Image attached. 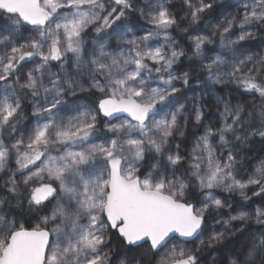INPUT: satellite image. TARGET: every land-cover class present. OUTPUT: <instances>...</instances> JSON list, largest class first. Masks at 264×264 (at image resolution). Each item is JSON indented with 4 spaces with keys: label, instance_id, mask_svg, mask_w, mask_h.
<instances>
[{
    "label": "snow or ice",
    "instance_id": "1",
    "mask_svg": "<svg viewBox=\"0 0 264 264\" xmlns=\"http://www.w3.org/2000/svg\"><path fill=\"white\" fill-rule=\"evenodd\" d=\"M0 13V264H264V0Z\"/></svg>",
    "mask_w": 264,
    "mask_h": 264
},
{
    "label": "trees",
    "instance_id": "2",
    "mask_svg": "<svg viewBox=\"0 0 264 264\" xmlns=\"http://www.w3.org/2000/svg\"><path fill=\"white\" fill-rule=\"evenodd\" d=\"M137 2L140 3L141 0H137ZM229 2L232 5H238L239 0H230ZM5 21H6V17H4L3 13H0V24H4ZM184 27H187L188 29L187 32L192 30V27L188 28L187 25H182V28ZM187 32L176 31L173 33V38L178 39V41H180L183 44V47L185 48L190 46V42L188 40L189 33L187 34ZM252 43H253V47L258 46V49H261L262 46L264 48V39L257 38V40ZM190 63L191 62L189 61L183 62V67L186 69ZM29 119H31L30 114L27 116V119L24 121V123H27V120ZM191 131L196 132L197 129L193 127ZM263 151H264V141H262L259 137L255 138V141L251 142L249 147L247 148V152L252 158H255L257 155H259L260 157ZM257 203H259V201H257ZM45 214L46 213L41 212L39 210L34 209L31 212H29L27 209H25V211L20 214L19 219L24 224L25 227H33L39 224L38 223L40 221L39 217ZM241 239L243 238L241 237ZM140 251L141 250L139 249L132 250L130 246L124 244L118 237H115L112 242V252H111L112 264H120L121 260L127 261L128 259H130L129 257L131 256L140 255ZM204 255L206 256V259L208 261V263L205 264H211L212 254H210V252L208 251L207 253L202 254L201 258H203Z\"/></svg>",
    "mask_w": 264,
    "mask_h": 264
},
{
    "label": "rangeland",
    "instance_id": "3",
    "mask_svg": "<svg viewBox=\"0 0 264 264\" xmlns=\"http://www.w3.org/2000/svg\"><path fill=\"white\" fill-rule=\"evenodd\" d=\"M230 1V0H229ZM141 4L143 3V0H141V2H140ZM189 27H192V30H190V31H188L187 32V34L189 33H191V34H195L194 33V27L195 26H188V28ZM188 34V40H189V42H190V44H191V38H190V35ZM175 39V38H174ZM176 41H177V43L179 44V45H181V46H183V44L180 42V41H178V39H175ZM261 48H263L262 46H261ZM254 49L255 50H259L258 49V46L257 47H254ZM188 68V67H187ZM186 68V69H187ZM192 95H194V90H192V89H189L188 91H187V93H186V97H190V96H192ZM250 156V155H249ZM257 157H259V155H257L255 158H257ZM260 157H264V151L262 152V154H261V156ZM250 158H252L251 156H250ZM255 158H252V159H255ZM39 220H40V217H39ZM40 222V221H39ZM38 222V223H39ZM208 251L206 250L204 253H207ZM203 253V254H204ZM131 257H133V256H131ZM131 257H129V258H131ZM136 257V259H141V257H140V255H137V256H135ZM209 258V257H208ZM144 259H150V257H145ZM202 259V264H205V263H208V261H207V259H206V256L204 255V257L203 258H201ZM207 261V262H206ZM142 264H143V262H142Z\"/></svg>",
    "mask_w": 264,
    "mask_h": 264
},
{
    "label": "water",
    "instance_id": "4",
    "mask_svg": "<svg viewBox=\"0 0 264 264\" xmlns=\"http://www.w3.org/2000/svg\"><path fill=\"white\" fill-rule=\"evenodd\" d=\"M26 228H30V227H26Z\"/></svg>",
    "mask_w": 264,
    "mask_h": 264
}]
</instances>
